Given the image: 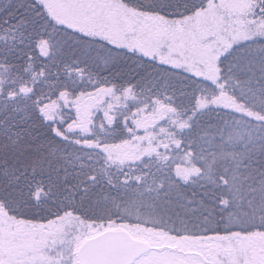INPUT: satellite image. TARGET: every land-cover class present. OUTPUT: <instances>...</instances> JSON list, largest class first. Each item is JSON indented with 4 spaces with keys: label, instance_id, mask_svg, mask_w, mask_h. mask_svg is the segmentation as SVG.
Listing matches in <instances>:
<instances>
[{
    "label": "snow or ice",
    "instance_id": "6c2138e0",
    "mask_svg": "<svg viewBox=\"0 0 264 264\" xmlns=\"http://www.w3.org/2000/svg\"><path fill=\"white\" fill-rule=\"evenodd\" d=\"M0 264H264V0H0Z\"/></svg>",
    "mask_w": 264,
    "mask_h": 264
}]
</instances>
